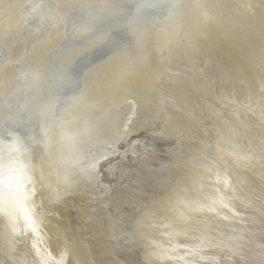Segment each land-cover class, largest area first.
<instances>
[{
    "label": "rangeland",
    "instance_id": "obj_1",
    "mask_svg": "<svg viewBox=\"0 0 264 264\" xmlns=\"http://www.w3.org/2000/svg\"><path fill=\"white\" fill-rule=\"evenodd\" d=\"M205 1H197L196 7L191 4L185 6L177 18L173 17L166 24L163 23L164 28L163 24L140 26L130 48L124 51L123 58L120 59L124 64L133 62L141 65L153 59L152 61L161 64L163 69H166L164 72H167V75L178 76L177 79L184 82V85H181L183 89L185 88L184 91H179L177 86L164 85V82H160V88L164 92H161L158 87V90L147 98V106L138 108V115L130 124L128 123L130 126L128 133L122 137L118 136L120 138L116 137L117 140L114 143L104 146L102 156L91 167L89 162L86 165L85 162L89 160L90 148L92 144L94 146V143H85V139H81L80 145L79 138L83 136L81 133L79 135V131L75 130L76 125L72 124L79 117L74 120L75 112L78 113L77 115L82 112H80L82 99L70 108V111L73 108L75 110L71 116L68 115L71 124L60 125L63 123L60 122L59 126H55L52 139L47 146L50 149L49 153L41 157L37 152V159H34V154H26L25 160L20 156V161L29 166L36 165L34 162L39 165L45 162L46 164H42L44 168V170L41 169L42 175H49L52 180L51 185L56 186L51 191L50 188L47 189L44 184H41L40 190L35 191L38 195V204L44 205L42 211L47 215L46 218H49L48 212L52 210L58 211L55 216L59 218L60 214L62 217V224H59V227L55 226L58 222L54 225L47 224L53 231L51 235L53 240L48 241H55L56 244H60V247L64 245L67 248V250L61 248L63 250L61 254L55 252L56 261L54 260L51 264H187L190 261L193 264H203L205 262L201 259L205 256L201 252L188 250L182 254L177 251L163 253L164 249L157 247L153 242L159 236L165 241L162 243L164 247L170 246V243L173 245L177 243L175 239L170 238V231L160 226L162 221L171 216L161 207L160 199L180 193L186 202L184 206L195 208L199 204V199L203 201L202 197L206 191H218L219 199L221 197L222 200L223 197L229 202L228 205L233 203L242 209L249 205L246 201H250L251 194L255 191L254 193L258 195L253 197L260 202L259 195H264V190H262L264 189V168L259 166L264 161V99L260 95L258 100L253 99L252 95L246 96L248 94L244 92L248 89L249 83L245 82L241 70L236 76L230 73L224 84L217 88L215 81L219 78V73L217 69L215 70L210 51H216L215 42L217 43L218 38H214L210 31L212 27L204 25V28L201 25L200 31L192 29L189 32L190 35L181 36L182 40L187 39L183 41L184 47L185 43L191 41L187 43V50L180 49L183 52L174 49V44L168 40L161 48L154 49L148 54L149 49L152 48L153 38L159 29L170 30L175 35L178 30L176 20L181 15L200 18L202 16H223L226 14L223 9L227 10L228 6L239 11V15H243V17L238 15L240 17L238 21L253 19L257 12L261 11V6L262 13H264V4L259 2L261 0ZM262 15L264 18V14ZM8 25L12 27L14 24L10 20ZM202 28L204 30H201ZM211 42H214L213 45ZM203 46L206 50L204 53L200 52L205 56L204 61L197 66L193 61L196 55L192 51ZM207 60L210 62L208 63ZM93 75L97 80L98 74L94 72ZM245 76L255 83L253 74L249 73ZM240 93L245 96L242 100ZM251 94L254 93L251 91ZM184 99L187 104L183 102ZM47 164L50 169L45 167ZM73 164L78 167H74L76 165ZM17 168V166L14 167L16 171H18ZM76 174H78L77 177ZM90 175L94 177L91 178ZM223 202L227 205L225 201ZM150 211L151 216L150 213L146 216ZM242 214L244 215L242 219L248 221L249 224L250 222L256 224L257 229H260V223L255 217H250L246 212ZM143 217H154L150 223H152L153 230L158 232L157 235L151 230L150 232L139 231L136 224ZM166 230L169 231L168 235ZM173 230L181 236L188 232L185 227ZM262 231H259V235H254L255 238L252 239L255 241L252 242L264 236ZM175 232L171 233L175 234ZM154 249L162 251L163 256H166L165 262L155 258L150 259L152 261L148 259L150 256L146 253H154L156 251ZM28 251L27 248L19 253L21 256L30 255ZM153 253L150 255L152 256ZM50 254L52 255V252ZM221 257L235 258L233 254L225 252L223 255H215L212 259L219 260ZM36 261L30 257L27 264H50L39 259Z\"/></svg>",
    "mask_w": 264,
    "mask_h": 264
},
{
    "label": "bare ground",
    "instance_id": "obj_2",
    "mask_svg": "<svg viewBox=\"0 0 264 264\" xmlns=\"http://www.w3.org/2000/svg\"><path fill=\"white\" fill-rule=\"evenodd\" d=\"M74 1H77V0H72L67 3L58 1L53 6H49V4L45 6L46 10H48V13L44 18L45 25L46 27L48 26L49 28L56 26L55 32L61 34V37L58 38L59 39L58 43L59 42L61 43L60 41L61 38L65 39V36L62 35V34L65 35V32H64L65 25H66L65 18L67 17L68 12H70L69 10L72 9L76 5L75 4L76 2L74 3ZM108 1L107 3L104 4L103 0H98L97 4H101V5H97V6H94V4L91 5L90 3H81V2L80 3L81 5H85L83 7L92 6V8L101 10L106 5L108 6V4L112 2H120L121 0H115V1L108 0ZM126 1H135V0H126ZM189 1L192 2V0H170L167 4L166 14L169 13L167 17H166V14L165 15L164 14H160V15L150 14V15L142 16V18L137 17L134 19V21L128 22L123 25H119L118 27L115 26L113 28H110L104 31L102 34H99L97 37H95V39H93L89 44H87V46L89 45V46H95L94 48H100L102 45L106 43L108 39L111 38L114 32L119 31L121 27H123V29L125 30L126 39L120 43V45L118 46L116 51L111 55V57H109L107 61L104 62L99 67L98 66L89 67L84 73V76H85L87 71L91 68L92 69L88 71V74L90 72H94L95 70H97V73H96L98 74L97 81L94 84H89V85L85 84L86 88L85 86L82 87V84H81L80 91L77 92L72 97L71 101L64 108L63 110L64 112H62L60 115L61 117L60 119H63L61 120V122L63 123H61L60 125L67 124V123L71 124L70 123L71 119L68 118V115L71 116L73 112H75V110L73 108L74 111L73 110L70 111V108H67V107L72 105L76 100L77 101H79L80 99L83 100L82 101L83 104L81 105V109H80V112L81 111L82 112L79 115H77L78 113L76 114L75 112L74 120L78 116L79 117L75 120L76 122L75 123L73 122L72 124L76 125L75 130L77 132L79 131V135L81 133V135L83 136L79 138L80 145H81L80 143L81 139H85L84 140L85 143L86 142L94 143V146L92 144V148H90L91 155L88 158L89 160L85 162V165L89 162V164H91L89 166L91 167L102 156L104 152L103 151L104 146L108 145L109 143H114L117 140V138H120L128 133L129 128H130L129 124L132 122L135 116H137L139 113L138 108L141 109L143 106L146 105L147 98H149L152 93H155L158 90V87L160 88V82H164V85L171 84V85L177 86L179 91H184L185 88L183 89V87L181 86V85H184V82H182L181 79L180 80L177 79L178 76L171 77L167 75L166 74L167 72L166 73L164 72V70L166 69H163V66L161 64L155 61H152L153 59H150L149 62L145 63L144 65L134 64L133 62L124 64L120 59L123 58L124 51L130 48L129 46L133 42V39L136 38L134 34V27L137 24H139V22L147 23L142 26H146L150 24L162 25L163 22L168 20V18L170 17V15L175 9H177L183 3H186ZM206 1L209 2L208 0ZM36 2H34V0H0V35L4 32L5 34H11L13 31L16 37H18L19 34L21 33V29L23 25L25 26L27 22L24 14L28 13L27 14L28 18H30L29 20H31L33 18V15L38 10ZM259 2L264 4V0L263 2L262 0ZM260 10L261 11L257 12L256 16L253 19H246L242 21H238L240 19V17H238L240 12L238 11L239 12L238 13L231 6H228L227 10L223 9V12L226 13L223 16L215 15L212 17L200 18L198 16L185 17L181 15V17H179L178 20H176L177 21L176 26L178 30L175 33V35H173L170 30L167 31V30L159 29L157 35H155L153 38L152 48L149 49L148 54H150L152 50L154 49L161 48L163 44H165L168 40H171L172 42L171 44H174L175 46L173 47L174 49L176 48L177 51L183 52L182 50L184 49L187 50V43L189 44L191 41L185 43V47H184L183 41L185 42L187 41V39L185 38V40H182L181 36L184 37L185 35L186 37L187 36L186 34H189V32L192 29H195L196 31V29L201 28V25L203 27L204 25L211 26L212 28H210V31L213 33L214 38H218L216 39L217 43L215 42V44L217 45L216 51H212V50L210 51L211 57L213 58L212 60L214 61V64H215V70L217 69V72L219 73L218 74L219 78H216V81H215L217 88H220L221 85L224 84L225 80L227 79V77H229L230 73L232 76H236L238 71L241 70V72L243 73L245 82L249 83L248 89L244 92L245 94H248L246 96L249 97L252 95L253 99L256 98L258 100V97L260 95L264 99V24H263L264 18L262 15L264 13H262V6L260 7ZM241 13H244V12H241ZM241 16L243 17V15ZM250 16H252V14ZM10 19L13 22L14 27L13 26L10 27L8 25V22L10 21ZM164 24L162 25L163 28L165 26ZM139 27L136 28V32L138 31ZM204 28H202L201 30H204ZM69 31L75 34L72 36H75L77 38L79 37L82 38V35L92 32L94 31V29L90 28L89 25L88 26L83 25L77 30H74L71 27H69ZM195 33L196 32H194V34ZM171 35H172V38H170ZM12 39L13 38H9V39L7 38L3 42H1V44L5 45ZM36 42L34 41L33 43H31L29 48H31ZM60 43L56 47H54L53 50L55 49L58 50V48L60 47L59 46ZM213 43L214 42H211L212 45ZM17 46L18 47L13 54V55L17 54V56L16 57L14 56L12 58L13 62H15V59L17 60V57L19 56L20 53H23L22 54L23 56L24 53L26 52L25 44H23L22 42H19ZM197 48L198 49L201 48V49L192 51L196 55L195 56L196 59L195 60L192 59V60L194 61V64L196 63L197 66L198 65L200 66L203 63L204 57H205L200 51L204 53V51L206 50V47L203 46V47H197ZM83 50L84 49L81 48V49L73 51L72 53L77 52L78 53L77 55L79 56L80 52ZM151 57H153V55ZM158 61H159V57H158ZM208 61L209 60H207V62ZM131 64H134V65H131ZM31 65H33V62H31ZM31 65H30V69H31ZM6 69L9 72H11V75L12 73H14V70L12 67H9ZM261 70L263 71L261 72ZM65 73L66 72H64L63 74ZM249 73L254 75L255 80L254 79L252 80H254L255 83L251 82V79L245 76L246 74L249 75ZM83 77L81 78V83L83 82ZM47 83H48L47 85L49 86V89L53 91L52 83L50 82H47ZM10 85H11V93H12L11 95H14L17 90L16 86L12 82H10ZM5 91L3 93H5ZM162 91L163 90L161 89V92ZM251 91L254 94H251ZM9 94L10 93H9V83H8V90L6 92V95H2V96L7 97ZM240 94L242 95V97H240L242 100V98H244L245 96L243 93H240ZM216 97L217 96H215V98ZM43 99L40 97H37L36 99L32 100V102L33 103H35L34 101L42 102ZM180 99L182 100V97ZM17 101L18 103L15 102L14 104H11L12 101L5 102L9 108H2L1 107L2 104L0 103V118H2L0 119V123L3 120L2 122V126H3V124L6 123L5 120H7V124H8V125L5 124L4 128L0 126V264H27L28 263L27 261L30 259V257L35 262H37L36 260L39 259V260L47 261L48 263L51 264L54 260L56 261V257H54V253L57 252L61 254V252L63 250H67V248L64 245L60 247L59 246L60 244L59 245L56 244L55 241H50V242L48 241V240H53L51 237V235L53 234V231L47 224L54 225L56 222H58L55 226L59 227V224H62V220H61L62 217L60 216V214H59V218L58 216H55V214H58V211L52 210L48 212L49 218H46L47 215L44 214L42 211L43 209L42 207L44 205L38 204L37 202L38 195L35 191L40 190L39 186L41 184H44V187H46L47 189L50 188V190L55 188L56 186L53 187V185H51L52 180L50 179L49 175L46 176L45 173H44L45 175H42V170H44V168H42V164L44 165L45 162H43L41 165H39L37 162H34V164L36 165H32V166H29L25 164L24 162H21L20 156L22 157L23 160H25L27 156L26 155L27 152H24V151H28V149L23 150L22 148L23 150L22 151L21 145L17 143L18 140L5 138L6 135L8 136L14 135L13 131H15L18 124L25 126L23 122L21 121L16 122L14 120L18 116L17 115L18 107L23 106L22 104L23 102L21 103L19 100ZM55 101H56V98L49 99V102L51 104L50 109L55 108L54 103L57 102ZM183 102H185V99ZM33 103L31 102L29 103V109H31V106L33 105ZM182 104L183 103L181 101V105ZM178 105L180 106V104ZM185 108H188V107H185ZM38 112L39 111L34 112L33 109H31L29 113H27L26 117L28 118L30 122H35L38 124L41 119ZM190 114H191V111H190ZM21 116H25V115L20 114V118ZM188 116L189 115H187V117ZM178 119H180V117ZM220 126H222L221 123H220ZM86 132L87 133L89 132V134L87 135ZM178 132L180 133V131ZM90 134L91 136H89ZM34 139H35V144L37 146V148H35L37 150H34L35 153L33 152L34 159H37L36 158L37 152L40 153L41 157H43L45 153L50 152L49 147H47L48 142L46 143L45 141L46 139L44 137H33L32 136L31 140H34ZM86 146H89V145H86ZM262 162H263L262 165L259 164V166L264 168V161ZM76 164H78V162H76ZM76 164H73V165H76ZM16 166L18 167L17 168L18 171L14 169V167ZM45 167H48V164ZM74 167H78V166L76 165ZM48 168L50 169V167ZM83 173L85 174L86 172H83ZM77 176L78 174H76V177ZM52 184H55V183H52ZM172 192L174 193V191ZM254 192L252 194L250 192L251 199L250 201H246L249 203V205L245 206L246 208L244 207L242 209L240 207H236V205L233 203H231V205H228L229 202L227 201V199L223 197H222V200H221V197L219 199L217 196V193H219L218 191H206V193L202 197L203 201H200L199 199L198 200L199 204L196 205L195 208H192L190 206L189 208L185 207L184 204L186 202L180 193L179 195L171 194L169 196L162 197L160 199L161 207H163L165 211L169 212L171 216L170 218H167L166 220L162 221L160 223L161 224L160 226H162L163 228L164 227L167 228V230L170 231V232L168 231L170 238L175 239L177 243L174 245L170 243V246L168 245L164 247L162 243H165V241L161 240L160 238L162 237H159V236L155 240H153V242L157 245V247L164 249L163 253H168L170 251H173V252L177 251V253L182 254L188 250L192 252L196 251L198 253L201 252L205 256L204 259L203 258L201 259L202 261L205 262L203 264H243V263L244 264H264V236L258 239L256 242H252V241H255L252 239V238H255L254 235L260 234L259 231L263 230L262 232L264 233V197H263L264 195L263 196L259 195L260 197V202H259V200L257 201L253 197V196L258 195V193H254ZM245 194L243 195L245 196ZM223 201H225L227 205H225ZM258 210H260L261 212ZM245 212L250 217H255V219L260 223L261 227L259 230L257 229L256 224L254 223L251 224V222L249 224L248 221L246 222L244 219H242L244 217L242 213H245ZM149 213L151 216V211L148 212L146 216H149ZM57 219L58 221H56ZM153 219L154 217L153 218L143 217L139 222H137L136 227L139 229V231L146 230L150 232L149 230H151V232L156 234L158 232H156V230H153V228L151 227L152 223H150V220H153ZM182 227H185L188 230V232H186L185 234H182V236L180 235V233L177 234V232L173 230L174 228L178 230V228H182ZM167 230H166V233L168 235ZM171 232H175V234L177 235ZM28 237H29V240H28ZM59 239L61 240V238ZM47 245H49L50 247ZM27 248L31 254L21 256L19 252L22 251L23 249L26 250ZM61 248H63V250ZM156 251L154 253L148 251L154 254V255L152 254L153 257L150 255V253H146L147 255L149 254L150 256L149 258L146 254L145 255L147 256L149 260L155 258L159 261L165 262L166 256L165 257L163 256V253H161L162 251H158V252ZM50 252H52L53 256L50 254ZM225 252H229L233 254V256L236 259L233 257H229V258L221 257L219 260L212 259L215 255L217 254L223 255V253ZM195 262L196 261H194V263ZM187 264H193V263H191L190 261V263H187Z\"/></svg>",
    "mask_w": 264,
    "mask_h": 264
},
{
    "label": "water",
    "instance_id": "obj_3",
    "mask_svg": "<svg viewBox=\"0 0 264 264\" xmlns=\"http://www.w3.org/2000/svg\"><path fill=\"white\" fill-rule=\"evenodd\" d=\"M58 1L67 3L72 0H37V2L34 0L37 4L38 10L33 15L31 20L28 18V13L24 14L27 22L25 26L23 25L19 36L16 37L13 31L11 34H5L4 32L0 35L1 107L9 108L5 103L8 101H12L11 104H14L15 102L18 103L17 100L21 103L23 102V106H21L23 109L18 107V116L14 120L16 122L21 121L25 124V126L18 124L15 131H13L14 135H6L5 138L18 140L17 143L21 145V150L22 148L23 150L28 149V151H24L27 152V154H33L34 150H37L35 149L37 148L35 139L31 140L32 136L44 137L46 139V143L48 142L49 144L52 139L55 126H57L62 120L60 119L61 113L64 112V108L71 101L72 97L80 91L81 84L82 87L85 86L86 88L85 84H94L97 81L94 78L95 75H93L94 72L97 73V70L88 74V71L91 70V68L87 71L85 76L84 73L89 67H99L106 62L109 57H111L120 43L126 39L125 30L121 27L119 31L114 32L111 38L108 39L104 45L101 47L99 46L100 48H94L95 46L89 45L87 46V44L104 31L115 26L118 27L119 25L134 21L137 17L142 18V16L150 14L165 15L167 13V4L170 0H121L120 2H112L108 4V6L104 5L105 7L101 10L92 8V6L83 7L85 5H81V3H90L91 5L94 4V6L101 5L97 4L98 0L74 1V3L76 2V5L69 10L70 12H68L67 17L65 18L67 26L65 25L64 29L65 35L62 34L65 36V39L61 38V43L59 42L60 47L58 50H53L54 47L59 44L58 38L61 37V34L55 32L56 26L50 28L48 26L46 27L44 18L47 15L48 10H46L45 6L47 4H49V6H53ZM107 1L108 0H103L104 4L107 3ZM197 1L201 0H192V2L189 1L183 3L172 12L167 21L169 22L173 19V17L177 18V16L182 13V9L189 4L196 7ZM168 14H166V17ZM203 17L206 16H202L201 18ZM167 21L163 23H166ZM144 24L147 23L139 22V24L134 27V34L136 33V28ZM83 25H89V27L93 28L94 31L82 35V38L72 36L75 34L69 31V27L77 30ZM7 38L13 39L7 44L2 45L1 42ZM34 41L37 42L29 48L30 44ZM19 42L25 44L26 52L23 56V53H20L17 60L15 59V62H13L12 58L17 56V54H13L16 51L18 47L17 44ZM81 48L84 50L80 52L79 56L77 55V52L72 53L73 51ZM31 62H33V65H31ZM9 67H12L14 70L12 75L11 72L6 69ZM62 72L66 73L63 74ZM82 77L83 82L81 83ZM10 82H12L17 89L14 95H11ZM47 82L52 83L53 91L49 89ZM8 83L10 94L7 97H4L2 95H6ZM4 91L5 93H3ZM37 97L44 99L42 102L34 101L35 103H33L32 100ZM50 98H56L57 101H55V108L53 109H50ZM30 102L33 103L31 109H33L34 112L39 111L38 113L41 119L38 124L30 122L26 117L27 113L31 110L29 109ZM76 102L77 100L67 108H71ZM20 114L25 116H21L20 118ZM5 121V124L8 125L7 120ZM2 122L0 123V126L4 128L5 124L2 126Z\"/></svg>",
    "mask_w": 264,
    "mask_h": 264
}]
</instances>
